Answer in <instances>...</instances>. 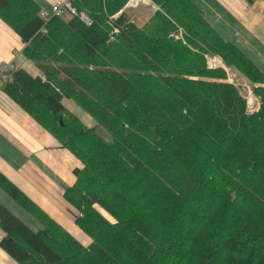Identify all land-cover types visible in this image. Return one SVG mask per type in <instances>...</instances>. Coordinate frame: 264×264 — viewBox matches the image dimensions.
Wrapping results in <instances>:
<instances>
[{
	"label": "trees",
	"instance_id": "trees-1",
	"mask_svg": "<svg viewBox=\"0 0 264 264\" xmlns=\"http://www.w3.org/2000/svg\"><path fill=\"white\" fill-rule=\"evenodd\" d=\"M152 1L159 9L138 25L128 0H74L91 24L0 0V19L41 73L14 65L2 89L80 160L64 196L91 238L83 245L0 172V187L42 225L0 202V247L19 264H264V72L193 0ZM178 26L185 42L171 36ZM207 51L257 84V112Z\"/></svg>",
	"mask_w": 264,
	"mask_h": 264
},
{
	"label": "crops",
	"instance_id": "crops-1",
	"mask_svg": "<svg viewBox=\"0 0 264 264\" xmlns=\"http://www.w3.org/2000/svg\"><path fill=\"white\" fill-rule=\"evenodd\" d=\"M55 1L35 0L46 11ZM193 1L218 32L264 72V0ZM24 46L20 37L0 19V64L12 62L34 77L41 76L23 55ZM62 102L83 122L87 118L88 126L94 125L92 117L73 100L64 97ZM76 167H81L80 160L61 147L50 132L1 89L0 172L83 245H89L91 238L76 224V210L64 196L66 188L75 182ZM2 234L0 229V239ZM0 264L19 263L0 247Z\"/></svg>",
	"mask_w": 264,
	"mask_h": 264
},
{
	"label": "rangeland",
	"instance_id": "rangeland-1",
	"mask_svg": "<svg viewBox=\"0 0 264 264\" xmlns=\"http://www.w3.org/2000/svg\"><path fill=\"white\" fill-rule=\"evenodd\" d=\"M133 4H135V5H133ZM159 7L160 6L159 5L157 6V4L152 0H132V1L128 0L125 7L123 8V10H127L132 21H135V23H137L138 25H143L145 22L148 21V19L151 17V15L154 13V11L159 9ZM113 17H115V16H113ZM177 28H178V30H175L174 32H172L171 36H174L176 39H179V38L182 39L183 32H184L183 27L178 26ZM205 57H206L207 61H212V62L218 61V62H220L219 64H221L222 66H220L219 68L225 70L226 75H227L226 78L228 80H230L231 82H228L227 79H226V81L228 83H234V85L240 89L241 95L244 94V91L242 89V84H244L245 82L249 83L255 89L257 84H254L252 81H250L237 68L228 64V62L220 54H218L216 52H208L207 51V52H205ZM213 68H218V67H213ZM242 96H244V95H242ZM83 120L85 122H88L87 118L83 119ZM89 122H91L90 119H89ZM0 202H2L4 205L6 204L5 206H7V208H9L16 216H18L24 223H26L33 230H38L42 227L40 222H38V220H36L32 214H30L28 211H26L18 202H16L12 198H10L9 195L7 194V192L2 190L1 188H0ZM76 213H77V211H76Z\"/></svg>",
	"mask_w": 264,
	"mask_h": 264
},
{
	"label": "built area",
	"instance_id": "built-area-1",
	"mask_svg": "<svg viewBox=\"0 0 264 264\" xmlns=\"http://www.w3.org/2000/svg\"><path fill=\"white\" fill-rule=\"evenodd\" d=\"M74 0H56L50 7V10H40V16L44 21H48L51 17H63L65 15H77L84 22L91 24V18L84 11H78L72 4ZM132 1V0H131ZM135 5V4H133ZM43 32L46 29L42 28ZM118 29H114L113 33H117ZM220 62L208 61L210 67H220ZM15 68L12 62L0 64V90L5 81L9 80L10 72ZM227 79V78H226ZM231 82L230 80H227ZM234 84V83H232ZM242 89L244 91V99L246 103V113L252 114L260 109L261 99L258 94L255 93L254 88L249 83L242 84Z\"/></svg>",
	"mask_w": 264,
	"mask_h": 264
},
{
	"label": "bare ground",
	"instance_id": "bare-ground-1",
	"mask_svg": "<svg viewBox=\"0 0 264 264\" xmlns=\"http://www.w3.org/2000/svg\"><path fill=\"white\" fill-rule=\"evenodd\" d=\"M226 79V78H225ZM228 80V79H227ZM228 83V82H227ZM236 87V86H235ZM239 92H240V89H239ZM242 92V91H241ZM256 93V92H255ZM242 95H244V94H242ZM245 101V100H244Z\"/></svg>",
	"mask_w": 264,
	"mask_h": 264
}]
</instances>
